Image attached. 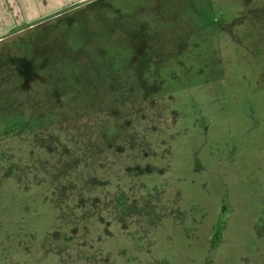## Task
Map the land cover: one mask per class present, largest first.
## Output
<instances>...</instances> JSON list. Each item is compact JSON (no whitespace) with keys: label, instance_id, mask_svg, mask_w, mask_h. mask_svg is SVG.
<instances>
[{"label":"rangeland","instance_id":"rangeland-1","mask_svg":"<svg viewBox=\"0 0 264 264\" xmlns=\"http://www.w3.org/2000/svg\"><path fill=\"white\" fill-rule=\"evenodd\" d=\"M0 264H264V0H86L1 39Z\"/></svg>","mask_w":264,"mask_h":264},{"label":"crops","instance_id":"crops-1","mask_svg":"<svg viewBox=\"0 0 264 264\" xmlns=\"http://www.w3.org/2000/svg\"><path fill=\"white\" fill-rule=\"evenodd\" d=\"M86 0H0V40Z\"/></svg>","mask_w":264,"mask_h":264}]
</instances>
